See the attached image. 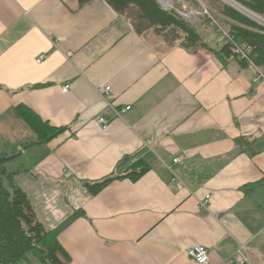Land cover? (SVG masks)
<instances>
[{"label": "crops", "instance_id": "0c3cea01", "mask_svg": "<svg viewBox=\"0 0 264 264\" xmlns=\"http://www.w3.org/2000/svg\"><path fill=\"white\" fill-rule=\"evenodd\" d=\"M205 32L159 49L104 0H0V155L48 229L80 213L59 235L70 264H194V245L208 264L239 245L244 264H264V65L225 57ZM111 106L130 109L118 118ZM18 107L68 130L33 144ZM138 160L149 167L139 178L86 189Z\"/></svg>", "mask_w": 264, "mask_h": 264}, {"label": "trees", "instance_id": "16d2710c", "mask_svg": "<svg viewBox=\"0 0 264 264\" xmlns=\"http://www.w3.org/2000/svg\"><path fill=\"white\" fill-rule=\"evenodd\" d=\"M79 1L83 4L90 0ZM104 1L115 13L125 18L139 35L142 34V31L140 33L138 29H135L130 18H134L136 23L140 24V28H143L146 23H151L161 29L180 32L184 36V42L181 45L187 48L201 44L200 36L195 30L184 25L181 20L165 14L154 0ZM232 1L244 9L264 17V0ZM132 9H136L139 16L135 14L136 10ZM221 9L224 15L242 26H232L226 30L234 36L237 43H245L252 49L253 63L257 69H260L264 65V29L229 6ZM135 15L136 17H134ZM220 53L225 57H230L228 47H223ZM241 64L247 66L244 62ZM14 112L36 136V142L33 144L48 143L68 130V128L49 126L25 107H18ZM9 158L7 155H0V264H30L29 257L34 258L38 264H70V258L60 244L59 235L63 228L80 216V213L75 212L59 227L48 229L39 218L26 194L19 187V172H12L6 168ZM148 170V165L142 160H138L130 164L121 176L110 177L95 184H86L85 187L95 195L113 180L120 178L134 180ZM260 183L264 184V178Z\"/></svg>", "mask_w": 264, "mask_h": 264}, {"label": "built area", "instance_id": "2783aa9c", "mask_svg": "<svg viewBox=\"0 0 264 264\" xmlns=\"http://www.w3.org/2000/svg\"><path fill=\"white\" fill-rule=\"evenodd\" d=\"M157 4H159V7L162 11H165L167 13L173 11L172 6H170L169 1L166 0L167 5H164L160 0H155ZM223 1V0H221ZM232 1V0H231ZM225 3V1H223ZM236 4L235 2H233ZM227 6L233 8L237 12L241 13L245 17H247L250 21L256 23L258 26L264 29V17L259 16L257 14H254L243 7L242 9L246 10L250 14H247L246 12H242L238 10L235 6L229 5L225 3ZM180 14V13H178ZM191 16H194V20H196L197 16H204L208 20V24L213 28L214 34L217 37L218 43L222 47H228L230 50V59H233L239 63H246L247 66L252 67L253 69L257 70L256 66L253 63V52L252 49L245 43H237L234 39V36L230 34L223 26H221L218 21L210 15V13L206 10V8L202 7L199 11H190ZM181 15V14H180ZM46 58L45 55H40L36 59L37 63L42 62ZM70 90V84H66L61 88V91L63 93H67ZM109 88H104L103 93H101L100 97L103 100H106L108 96ZM130 109V107H126L121 110H116L113 106H111V110L114 112V116L121 118V116ZM97 124L100 126V129L102 131L107 130L108 128V120H106L104 117H99L97 119ZM173 164H178L181 162L180 158H175L173 161ZM65 179H71L72 174L68 171L64 173ZM210 196H205L204 200L200 202V208L205 209L209 203ZM187 256L194 262V264H208L209 258H210V251L208 248L201 246V245H194L186 250ZM238 261V264H244L247 262L246 252H245V246L239 245L234 256L230 258L226 264H234L236 261Z\"/></svg>", "mask_w": 264, "mask_h": 264}, {"label": "rangeland", "instance_id": "374dc122", "mask_svg": "<svg viewBox=\"0 0 264 264\" xmlns=\"http://www.w3.org/2000/svg\"><path fill=\"white\" fill-rule=\"evenodd\" d=\"M155 1V0H154ZM170 3V6H172L173 11L167 13L165 11H163L165 14L173 16L175 18H177L178 20H181V22H183L184 25L188 26L189 28L197 31V33L199 34V36H205V34H207V32H205V30L209 29H213L208 23V20L206 17L202 16H197L196 20H194V16H191L190 11H199L201 10V6L198 3L197 0H167ZM211 2V4L213 6H216L214 8H223L225 6H227L225 3L227 2H223L221 0H209ZM230 1V0H229ZM156 2V1H155ZM233 2V1H232ZM157 4V3H156ZM229 5H231V3H227ZM159 6V4H157ZM236 5V4H235ZM208 6V5H207ZM233 6V5H232ZM160 8V7H159ZM237 8V7H236ZM132 10H136V9H132ZM206 10L210 13V15L212 17H214L215 19H217V21L224 26L221 21L218 19L217 15L215 14V12H213L211 10V8L206 7ZM239 10V9H238ZM242 11V10H240ZM136 15L139 16L138 11H135ZM242 12H245L242 11ZM180 13V14H178ZM129 14V13H128ZM136 15L134 17H136ZM131 17V16H129ZM130 22L135 25V29H138V31L141 33L142 31V36L153 46L157 47V48H167L170 45L173 44H182L184 42V36L178 32V31H174V30H165V29H161L160 27H157L155 25H152L151 23L149 24H144L143 28H140V24H137L134 18H130ZM136 24H135V23ZM225 28V26H224ZM226 29V28H225ZM30 260V264H38L34 258L29 257Z\"/></svg>", "mask_w": 264, "mask_h": 264}, {"label": "bare ground", "instance_id": "6f19581e", "mask_svg": "<svg viewBox=\"0 0 264 264\" xmlns=\"http://www.w3.org/2000/svg\"><path fill=\"white\" fill-rule=\"evenodd\" d=\"M164 5H167V2H166V0H160ZM223 1H225V2H227V3H231V5H233V6H235V7H237L239 10H242V11H244V9H242L241 7H239V6H237V5H235L231 0L229 1V0H223ZM245 12L247 13V14H250L249 12H247L246 10H245Z\"/></svg>", "mask_w": 264, "mask_h": 264}]
</instances>
